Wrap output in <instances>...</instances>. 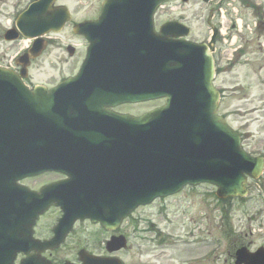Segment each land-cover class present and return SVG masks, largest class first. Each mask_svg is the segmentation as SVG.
Segmentation results:
<instances>
[{
	"label": "water",
	"instance_id": "water-1",
	"mask_svg": "<svg viewBox=\"0 0 264 264\" xmlns=\"http://www.w3.org/2000/svg\"><path fill=\"white\" fill-rule=\"evenodd\" d=\"M56 1L38 0L19 17L17 26L24 37L33 39L62 30L70 17L65 7H53ZM163 1L168 0H107L97 22H85L74 28L75 34L85 36L91 46L83 76L66 89L115 91L113 96H107L112 100L108 104L112 102L113 106L167 98L166 108L141 120L122 118L119 123L120 118L111 116L112 137L118 141L113 148L122 144L127 147V159L123 160L152 164L141 171L142 176L126 167L124 175L130 180L125 198L130 204L127 211L162 195L164 192L160 189L174 192L186 184L202 182L218 186L220 197H242V174L253 163L240 153L238 139L216 115L217 97L211 88L213 62L209 52L199 46L169 40L172 36L169 27H164L161 35L153 34L152 14ZM138 23L140 27H135ZM9 33L6 40L18 38L15 32ZM44 46L42 40H37L32 57L39 56ZM155 89L162 91L156 93ZM6 90L20 92L24 88L13 75L0 70V91ZM198 90L203 93L201 97ZM93 129L96 134H70L69 145H49L52 151L48 155L55 154L61 161L75 156L87 148L74 145L75 142L99 139L98 130ZM9 150L14 156L13 165L30 157L16 145H11ZM57 167L65 169L62 164ZM132 197L138 200L132 201ZM44 209L45 206L36 214ZM31 218L28 209L27 220L21 212L15 234L17 242L25 244L20 239L29 235L34 220L28 224ZM6 241L12 243V239Z\"/></svg>",
	"mask_w": 264,
	"mask_h": 264
},
{
	"label": "rangeland",
	"instance_id": "rangeland-1",
	"mask_svg": "<svg viewBox=\"0 0 264 264\" xmlns=\"http://www.w3.org/2000/svg\"><path fill=\"white\" fill-rule=\"evenodd\" d=\"M33 1L0 0V58L11 61L25 47L24 43L5 42L3 35L8 24ZM103 1L60 0L59 3L70 9L73 16L72 23H74L85 19H95ZM195 3L189 2V9L183 10L180 15L193 27L192 40L210 39L214 23L219 19L218 14L210 15L209 9L212 5L204 7L200 0ZM245 3L247 4V1L242 0L241 3L224 5L229 13L233 11L238 14L237 19L241 22L243 31L241 36L237 31H233L229 24L231 21L225 14L229 22L226 23V19L222 18L225 22L224 38L218 43L217 48L223 50L224 56L220 60V74L215 84L223 91L220 114L227 117L230 125L242 129L244 133L261 131L264 137V122L260 124L257 122L259 118L264 117V105L261 104V100H264V66L260 72V60L254 57L258 42L264 40V32L260 30L255 32L257 17L245 6ZM159 16L160 21L177 17L172 5L166 6ZM70 26L72 24L67 25L60 34L53 37L52 45L31 63L28 75L32 82L53 85L60 79L77 73L84 52L83 47L80 46H84L85 42L72 33ZM233 41H236V44L232 46ZM69 47H75L71 55L67 51ZM238 48L243 50L242 56L235 55V50ZM157 105L159 104L150 103L128 106L123 108V111L138 115ZM261 144L262 141L255 143V145ZM55 178H42L37 184L32 181L29 185L46 183ZM262 178L264 179V176ZM214 192L215 190L210 186L193 190L187 188L173 198L160 203L156 202L150 207L139 210L136 213L141 219L138 228H145L144 232L129 234L126 226L124 234H129L128 242L120 254L132 256L134 261L136 257H140L135 252V247L139 244L146 251L145 264L190 262L198 264L194 259H201L208 252L212 253L211 256H206V259L199 264H234V252L238 247L244 245L255 249L264 244V198L256 197L253 201L248 200L245 205L235 203L224 205L216 200ZM48 219L50 217L47 216L42 222ZM167 233H172L177 239L183 241L196 242L206 238L208 244L207 246L184 245L183 242L179 243L171 239ZM155 237L164 238L166 247L154 250L153 238ZM169 243H172V249ZM84 248L106 254L104 249L95 247L94 239L90 234L81 233L77 241L69 243V247L64 249L59 259L71 258L72 250L78 251Z\"/></svg>",
	"mask_w": 264,
	"mask_h": 264
},
{
	"label": "flooded vegetation",
	"instance_id": "flooded-vegetation-1",
	"mask_svg": "<svg viewBox=\"0 0 264 264\" xmlns=\"http://www.w3.org/2000/svg\"><path fill=\"white\" fill-rule=\"evenodd\" d=\"M240 3L242 0H238ZM247 1V4L245 3V6H247L249 9H251L253 15H256L257 18L256 19V22H255V32L257 33V31L260 30V32H264V0H246ZM188 2V0H176L175 1V5L177 7H181L183 8L184 6H186V3ZM214 0L211 2L212 4V8H214L216 5H214ZM223 2L224 0H220L219 1V5H223ZM211 4H209V6H211ZM210 15L212 14V16L214 15V12L215 10L213 9H210ZM184 17H181L179 18V20L183 23H188V21L184 18ZM216 23V22H215ZM214 23V26H216V24ZM218 42H216L215 46L217 45ZM1 62H4V59H0V64ZM44 235V234H42ZM60 252L57 251L55 252V256ZM53 253H46L45 255H49V256H53L52 255ZM57 257V256H56ZM58 258V257H57ZM59 259V258H58Z\"/></svg>",
	"mask_w": 264,
	"mask_h": 264
},
{
	"label": "bare ground",
	"instance_id": "bare-ground-1",
	"mask_svg": "<svg viewBox=\"0 0 264 264\" xmlns=\"http://www.w3.org/2000/svg\"><path fill=\"white\" fill-rule=\"evenodd\" d=\"M26 45H27V43H26Z\"/></svg>",
	"mask_w": 264,
	"mask_h": 264
}]
</instances>
